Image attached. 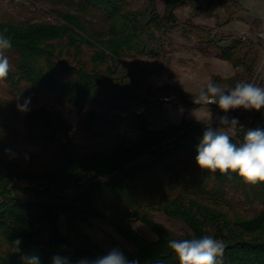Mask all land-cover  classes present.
Wrapping results in <instances>:
<instances>
[{
	"label": "trees",
	"instance_id": "trees-1",
	"mask_svg": "<svg viewBox=\"0 0 264 264\" xmlns=\"http://www.w3.org/2000/svg\"><path fill=\"white\" fill-rule=\"evenodd\" d=\"M185 1L164 0L159 14L156 0H147L144 9H132L128 0H73L75 11L61 13L57 22L0 19V34L13 45L7 50L11 71L0 81V88L6 84L13 94V100L0 95V264H23V255L39 256L41 264H51L57 254L68 257L71 264L80 258L104 256L110 250H103L80 228L91 219L109 220L117 234L132 245L129 250L111 239V250L118 248L128 260L178 264L168 248V241L176 238L152 218L148 210L153 208L180 219L190 233L185 239L209 235L222 240V264H264V207L252 205L264 197V183L249 185L234 173L229 178L199 168L196 148L204 131L199 124L182 119L152 129L146 114L131 110L133 138L117 134L109 148L81 153L69 136L70 123L41 106L26 112L24 133L29 141L41 142L40 154L52 150L57 156L55 164L45 167L36 161L37 155L25 159L14 148L19 135L13 125L18 115L15 102L44 93H54L59 103L73 109L87 132L108 139L117 116L95 111L108 102L97 66L107 65L106 74L111 75L117 58L157 56L159 38L175 26L174 11ZM240 43L218 45L221 56L235 70L242 65L237 55ZM86 50L90 69L81 57ZM211 81L237 80L235 75L227 79L215 75ZM166 88L177 96L185 94ZM129 99L134 102L136 97ZM256 128L264 130V122L259 120L250 129ZM247 130L235 135L241 143ZM230 137L238 145L236 137ZM5 149H11V154ZM85 172L92 174L87 185L82 184ZM14 179L27 184L19 187ZM67 184L74 188L73 193L64 192ZM244 205L248 207L242 209ZM60 217L63 229L58 225ZM133 221L145 225L155 239L135 230ZM18 238L20 251L13 252L12 243Z\"/></svg>",
	"mask_w": 264,
	"mask_h": 264
},
{
	"label": "rangeland",
	"instance_id": "rangeland-1",
	"mask_svg": "<svg viewBox=\"0 0 264 264\" xmlns=\"http://www.w3.org/2000/svg\"><path fill=\"white\" fill-rule=\"evenodd\" d=\"M146 5L147 0H128V6L132 9H144ZM74 9L73 0H61L60 4L0 0V19L57 22L61 20V13L66 10L75 11ZM156 10L159 14L163 13L164 0H156ZM174 14L176 24L159 38L156 44L157 56L144 54L117 58L116 71L111 75L106 74L107 65L97 66L103 74L101 87L108 102L95 107V111L107 117L117 116L114 119L113 134L108 139L83 129L76 112L67 104L59 103L54 93L30 97L29 109L42 106L65 118L72 127L69 136L81 153L109 148L116 141L117 134L133 138L136 132L129 123L131 110L146 114L152 129L167 124H178L182 119L199 124L204 130L212 124L219 126L216 117L225 113L217 105L201 104L196 107L192 103H197L199 90L215 75L226 79L236 76L237 81L218 83L222 87H234L237 82L245 81L264 88V0H186L175 9ZM97 26H101L100 21ZM234 40L241 42L237 47V55L242 60V71L235 70L220 54L218 45H232ZM6 54L9 56L7 51ZM88 55L89 50H86L81 57L87 61V67L90 69L92 64L88 61ZM166 87L177 88L185 94L182 97L177 96ZM0 95L13 100V94L6 84H2ZM134 97V102L129 99ZM24 100L15 102L16 109L17 104H23ZM17 111L13 125L19 135L14 148L26 157L37 155L35 158L39 164L52 168L56 162V154L52 150L40 154L41 142H31L25 137L26 113L18 109ZM226 115L229 119L235 117L239 120L238 127L229 133L230 136L236 137L238 145L241 139L240 136H235L237 133L239 135L241 131L254 127L259 120L264 122V108L260 111L240 108L230 110ZM240 125L243 127L240 128ZM2 173L0 166V174ZM91 178L92 174L85 172L82 184L87 185ZM14 183L19 187L27 184L24 180H15ZM64 192L71 194L74 188L67 184ZM20 195L33 196L23 192H20ZM263 198L259 202L254 201L252 205L257 209L264 207ZM247 207L244 205L242 209ZM148 212L153 219L161 222L174 238L185 239L190 234L180 219L167 216L156 208L149 209ZM58 225L63 229V217H60ZM132 226L146 238L155 239V235L139 221H133ZM80 228L105 251L111 250V239L118 240L126 248L133 250L132 245L117 234L109 220L91 219L88 224H81ZM208 231L211 233L212 229L209 228Z\"/></svg>",
	"mask_w": 264,
	"mask_h": 264
},
{
	"label": "clouds",
	"instance_id": "clouds-1",
	"mask_svg": "<svg viewBox=\"0 0 264 264\" xmlns=\"http://www.w3.org/2000/svg\"><path fill=\"white\" fill-rule=\"evenodd\" d=\"M5 31H7L5 29ZM10 38L0 34V81L7 78L12 65L6 51L12 48ZM242 71V68H238ZM162 83V82H158ZM167 99V98H165ZM197 103L217 105L225 113L216 117L219 126H206L196 148V164L203 170L221 175L236 174L245 184L256 185L264 183V130L248 129L243 142L237 145L232 142L229 133L238 127L239 120L229 119L226 115L230 110L244 109L260 111L264 108V88L254 83L240 81L234 87L220 86L211 80L201 87ZM31 98L17 104V109L26 113L29 111ZM243 126L240 125V128ZM11 154V149H5ZM14 155V154H13ZM27 159V157H25ZM21 239L12 243V251L19 252ZM168 248L176 256L178 264H222L225 244L222 240L205 235L202 238L172 239ZM23 264H41L39 256H21ZM51 264H71L68 257L54 255ZM76 264H139L137 260H128L118 248L110 250L106 255L94 259L80 258Z\"/></svg>",
	"mask_w": 264,
	"mask_h": 264
}]
</instances>
